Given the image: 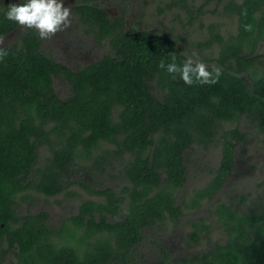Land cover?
<instances>
[{"label":"trees","instance_id":"obj_1","mask_svg":"<svg viewBox=\"0 0 264 264\" xmlns=\"http://www.w3.org/2000/svg\"><path fill=\"white\" fill-rule=\"evenodd\" d=\"M9 3L0 5V36L17 25L5 18ZM72 9L84 31L106 40L108 53L71 69L42 51L43 40L25 28L0 60V264L124 263L144 228L181 215L175 194L189 148L218 145L220 152L186 208L222 186L244 139L241 120L264 134V51L255 52L264 45V0H227L234 33L225 39L210 33L222 75L216 84L192 86L158 67L161 59L171 62V52L178 64L188 56L176 38L125 27L96 0H74ZM53 77L66 82L65 96L54 91ZM43 147L47 154L39 158ZM113 161L120 184L85 187L95 198L83 199L68 222L51 226L44 210L18 213L32 194L68 192L73 170L78 184L76 172L87 163L104 171ZM214 213L222 241L172 259L163 252L162 264H264V189L246 204L217 201ZM199 225L207 227L193 223V241Z\"/></svg>","mask_w":264,"mask_h":264},{"label":"rangeland","instance_id":"obj_2","mask_svg":"<svg viewBox=\"0 0 264 264\" xmlns=\"http://www.w3.org/2000/svg\"><path fill=\"white\" fill-rule=\"evenodd\" d=\"M19 0H0L16 3ZM227 0H96L107 14L119 16L125 27L136 26L146 28L157 34L174 37L177 47L188 56L195 55L207 65H215L219 44L210 35L227 38L235 31L234 14L227 12L224 5ZM66 7H71L74 0H62ZM72 26L64 32H58L51 40H43L40 49L48 51L53 58L71 69L84 65L102 54L110 51L106 40L98 42L88 31H84L72 9ZM25 28L16 25L11 31L0 36L4 45L12 43ZM210 37L209 46L204 41ZM263 42L257 47L256 53L264 51ZM262 60V57H259ZM54 91L63 97L67 94L64 80L53 77ZM232 126V125H231ZM238 128L244 133L243 141L234 147V159L230 172L217 193L210 199H202L197 206L186 208L192 192L202 186L210 177L211 169L217 164L219 146L193 145L184 156V182L176 191L175 202L181 205L182 213L175 223L165 222L144 228V239L134 248L129 259L118 264H162V253L169 259L187 256L192 252L203 250L213 242L224 238L214 213L217 201L230 204H246L257 199L264 189V134L258 131L252 122L243 119ZM47 154V150H39V158ZM120 165L113 161L105 166L104 171L96 169L89 163L85 169H78L75 184V170L68 192H60L54 196L44 197L32 194L20 201L18 213L44 210L48 214L49 225L57 227L76 212L78 204L85 198H95L85 187L101 189L105 186L120 184ZM205 224L198 226L199 239L193 241L189 237L193 223ZM168 259V260H169Z\"/></svg>","mask_w":264,"mask_h":264},{"label":"clouds","instance_id":"obj_3","mask_svg":"<svg viewBox=\"0 0 264 264\" xmlns=\"http://www.w3.org/2000/svg\"><path fill=\"white\" fill-rule=\"evenodd\" d=\"M246 14V10H245ZM5 18L21 28L33 30L38 38L49 41L58 32H64L72 26V8L66 7L62 0H20L9 3L4 13ZM4 38L0 37V60L6 55ZM183 54V52H182ZM171 62L161 59L158 67L179 78L189 86L193 84L213 85L218 83L222 69L216 65H207L199 57L187 56L182 63H177L175 52L169 53Z\"/></svg>","mask_w":264,"mask_h":264}]
</instances>
